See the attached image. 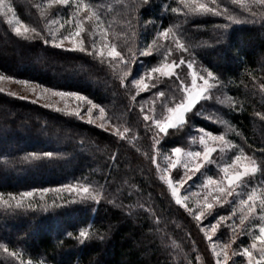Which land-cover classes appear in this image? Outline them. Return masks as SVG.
Here are the masks:
<instances>
[{"label":"trees","instance_id":"obj_1","mask_svg":"<svg viewBox=\"0 0 264 264\" xmlns=\"http://www.w3.org/2000/svg\"><path fill=\"white\" fill-rule=\"evenodd\" d=\"M11 2L24 23L43 24L32 6L34 0ZM105 3L116 5L118 0H105ZM165 5L176 7L177 0H152L150 5L141 9V19L145 22L154 20L161 28L171 26L176 22L177 14L167 11ZM229 5L230 0H223V6ZM231 7L233 11L243 13L240 6ZM57 14L53 12L51 18H56ZM109 19L120 23L116 13ZM225 22L223 17L203 16L192 17L184 25L190 37L188 42L202 45L195 49L197 69L208 68L224 81L218 95L225 103L202 102V109L198 105L202 115L189 113L190 126L170 130V136L165 138V152H170L174 146H196L192 140L198 137L199 128L215 134L226 133L227 138L236 144L243 146L246 141L252 149L264 147V124L254 115L256 111H264V98L253 90V78L255 82L264 80V28L259 23L233 24L227 30L224 42L217 43L220 34L217 26ZM153 38L150 27L144 34V42L151 43ZM160 59L155 53L151 58H142L150 65ZM0 71L46 87L80 91L118 114L123 113L122 123L126 120L129 125H137L139 108L131 111L125 108L127 98L105 66L84 53L64 52L43 46L40 41L30 45L15 37L3 17H0ZM177 71L183 75L186 65ZM157 88L173 95L165 83L158 84ZM156 90L150 84V91L141 93L137 100L150 102ZM175 96L178 99L179 93ZM228 97L239 102L236 109L228 107ZM149 106L150 103H145V108ZM218 120H226L235 131H229ZM135 130L140 133V138L134 141L135 146L121 141L117 161L113 163L108 157L116 151V145L110 133L40 104L0 93V191L7 194L32 188L57 189L64 183H83L86 178L94 185L104 184L107 179L108 190L116 196L115 204L102 199L99 204L88 201L52 207L53 201L61 204L69 196L52 192L40 202L50 206L47 211L37 209L12 214L0 208V243L22 252L21 258L25 262L32 259L34 264L39 261L43 264H210V261L215 264L203 233L184 209L170 199L167 186L156 174L155 165L141 155L148 149L150 141L144 140L142 129ZM173 132L175 134L171 135ZM81 139L85 142L83 148L78 146ZM32 151H59L66 155L53 163H11ZM245 151L250 154L248 148ZM5 158L9 160L7 165ZM220 162H223L222 158ZM215 171L213 167L210 172ZM3 179L6 181H1ZM118 188L119 193L116 192ZM140 204L144 207H139ZM152 212L160 217L159 225ZM227 212L229 206L220 209L221 214ZM82 228H89L97 236L105 235V239H92L82 245L76 239ZM68 232L72 233L71 237ZM192 241H195L194 245ZM10 261L12 258L0 250V264H9Z\"/></svg>","mask_w":264,"mask_h":264},{"label":"snow or ice","instance_id":"obj_2","mask_svg":"<svg viewBox=\"0 0 264 264\" xmlns=\"http://www.w3.org/2000/svg\"><path fill=\"white\" fill-rule=\"evenodd\" d=\"M151 3L152 0H118L116 5L107 4L105 0H34L32 6L43 24L33 26L24 23L17 16L16 7L11 0H0V17L6 20L15 37L29 42L30 45L40 41L43 46L64 52L84 53L99 65L105 66L106 70L113 74V79L118 81L119 88L127 98L125 108L129 111L139 108L137 125H129L126 120L122 123L123 113L118 114L116 110L97 103L95 99L80 91L58 90L3 73H0V81L25 86L37 97L30 101L33 104L50 97H58L64 102V107L58 106L56 102L42 106L110 133L116 145V151L108 157L113 163L117 161L120 142L127 141L135 146L134 141L140 138L139 131L135 129H142L144 140L150 143L141 155L150 164L155 165L156 174L167 186L170 199L184 209L203 233L215 264H264V147L252 149L246 141L243 146L234 143L227 138L226 133L216 135L212 131L199 128L198 137H193L192 140L193 144L199 145L198 150L174 146L170 152L164 151L167 144L165 138L170 136V130L190 126L189 113L202 115V102L216 101L221 105L225 103L221 95H218L224 81L220 75L208 68L197 69L195 49L202 45L188 42L190 37L184 25L188 24L192 17H223L226 22L217 26L220 34L216 40L217 43H223L227 30L233 24L259 23L261 28H264V0H230L229 6H223V0H177L176 7L164 6L167 11L177 14L176 22L162 28L158 27L154 20L145 22L141 19V9ZM231 6H240L247 15L233 11ZM53 12L64 15L51 18ZM113 13L119 16V24L109 19ZM150 27L154 38L151 43H146L144 34ZM154 53L161 58L158 63L150 65L142 60L153 57ZM184 65L186 71L182 75L177 70ZM253 80L255 94L264 98V80ZM160 83H165L173 95L169 96L168 91L159 90L157 85ZM150 84L151 88L157 89L151 101H138L137 97L141 93L150 91ZM5 92L8 96H17V93L0 87V93ZM175 93H179L178 99ZM18 99L29 100V97L18 96ZM69 100L75 102L74 106H69ZM145 103H150V106L145 108ZM227 104L229 108L236 109L239 102L228 97ZM198 105L200 109L197 108ZM254 115L264 124V111H256ZM217 122L226 125L229 131H235L226 120ZM174 134L175 132L171 133ZM236 135L241 136V133L236 132ZM78 146H85L83 139L79 140ZM245 148L250 150V154ZM228 151L236 153L234 158L221 163L220 159ZM217 153L219 156L214 157ZM65 155L59 151H32L17 157L11 163H53ZM161 157L164 161L163 167L160 163ZM4 162L9 164L7 158ZM213 167L216 169L215 175L209 174ZM173 170H176L175 177ZM194 178H197L199 183ZM190 181L192 184H189ZM108 184L106 179L104 184L94 185L86 178L83 183L76 181L61 184L55 191L63 190L69 196L61 204L53 201L52 207H67L88 201L99 204L102 199L115 204L116 196L108 190ZM185 185H188V188H185ZM193 186L198 187L200 191L191 192ZM182 188H185L188 194L182 195ZM52 191L54 189L44 187L7 194L0 191V208L12 214L35 212L37 209L47 211L50 206L40 202L44 200V193ZM116 192L119 193L120 189H116ZM36 193H40V197L33 203ZM190 199L193 204L191 207ZM225 205L230 209L227 215L220 213V209ZM139 207L143 208L144 205L140 204ZM148 211L151 212L152 209L149 208ZM152 216L159 225L160 217L156 216L155 212H152ZM222 228L225 231H221ZM67 235L71 237L72 233L68 232ZM226 235L228 240L220 243V238ZM242 236L250 237V243L233 248L232 245ZM76 239L83 245L92 239L104 240L105 235L97 236L96 233L90 232L89 228H82ZM192 243L194 245L195 241ZM0 250L12 258L9 264H34L32 259L25 262L21 258L22 252L11 250L6 243H0ZM38 264H43V261Z\"/></svg>","mask_w":264,"mask_h":264},{"label":"rangeland","instance_id":"obj_3","mask_svg":"<svg viewBox=\"0 0 264 264\" xmlns=\"http://www.w3.org/2000/svg\"><path fill=\"white\" fill-rule=\"evenodd\" d=\"M246 2H247V0H246ZM64 15V13H59V14H57L56 15V18L58 17V16H63ZM18 16V15H17ZM66 27H67V25H66ZM0 73H2L1 71H0ZM4 74V73H3ZM5 75H7V74H5ZM16 79H21V78H16ZM0 87H4L7 91H12V92H15V93H17V96L16 97H14V98H17L18 99V96H28L29 97V100H25V101H31V100H34V99H36L37 97L36 96H34L25 86H23V85H20V84H18V83H15V82H7V81H0ZM5 94H6V92H5ZM54 102H56V103H58V106H60V107H64V102L63 101H60L59 100V98L58 97H50V98H48V99H43V100H40L37 104H40V105H43V104H45V103H54ZM68 104H69V106H74V104H75V102L74 101H72V100H69L68 101ZM215 134V133H214ZM216 135H220V134H216ZM234 142V141H233ZM22 143V142H21ZM235 143V142H234ZM194 150H198L199 149V145L198 144H196V146H194V147H192ZM236 153H234V152H232V151H228L227 153H225L224 154V156L222 157V160H223V162L222 163H224V162H227V161H229V160H231L232 158H234V155H235ZM219 156V154L217 153V154H214V157H218ZM160 163H161V165H162V167L164 166V161H163V158L161 157L160 158ZM182 171V170H181ZM175 172H176V170H173V176L175 177ZM215 173H216V171L215 172H210L209 174H213V175H215ZM6 178V177H5ZM194 180H196L197 181V183H199V180L197 179V178H194ZM1 181H3V182H5L6 180L5 179H3V180H1ZM189 184H192V182L190 181L189 182ZM257 187H259V184L257 185ZM185 188H188V185H185ZM185 188H182L181 189V194L182 195H186V194H188V193H186L185 192ZM200 191V189L198 188V187H195V186H193L192 187V189H191V192H193V193H195V192H199ZM52 192H58V194H60V195H62V194H64V193H66V194H68L67 192H65V191H63V190H61V191H55V189H54V191H52ZM52 192H48V193H52ZM48 193H44L43 195L45 196L46 194H48ZM39 197H40V193H36V199L35 200H33L32 202L33 203H35L37 200H39ZM5 198H7V196L5 197ZM57 198H61V196H57ZM189 206L191 207V206H193V204H192V200L190 199L189 200ZM224 207H227V205H225ZM230 213V209H229V212H227V213H225V215H227V214H229ZM222 229H224V228H222ZM221 229V231H224V230H222ZM217 235H219V233L217 234ZM229 235H230V233H229ZM214 240L216 239V237H214L213 238ZM228 240V235H226V236H222L221 238H220V243H224V242H226ZM248 243H250V237H247V236H242V237H240L237 241H236V244H233L232 245V247L233 248H236L238 245L239 246H246ZM212 258V257H211ZM237 259H239V258H237ZM213 260H214V258H213Z\"/></svg>","mask_w":264,"mask_h":264}]
</instances>
